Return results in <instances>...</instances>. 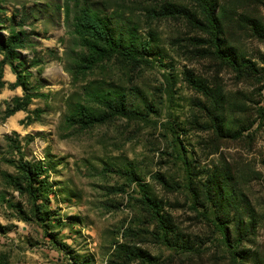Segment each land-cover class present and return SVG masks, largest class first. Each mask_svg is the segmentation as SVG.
I'll return each instance as SVG.
<instances>
[{
    "label": "rangeland",
    "instance_id": "rangeland-1",
    "mask_svg": "<svg viewBox=\"0 0 264 264\" xmlns=\"http://www.w3.org/2000/svg\"><path fill=\"white\" fill-rule=\"evenodd\" d=\"M203 1H0V40H29L2 66L0 264H264V0ZM85 8L135 31L134 59L81 66ZM212 8L236 67L212 54ZM17 73L31 97L7 115ZM5 157L43 166L37 197Z\"/></svg>",
    "mask_w": 264,
    "mask_h": 264
},
{
    "label": "trees",
    "instance_id": "trees-1",
    "mask_svg": "<svg viewBox=\"0 0 264 264\" xmlns=\"http://www.w3.org/2000/svg\"><path fill=\"white\" fill-rule=\"evenodd\" d=\"M2 1V0H0ZM199 5H202V0H195ZM205 1V0H204ZM203 1V2H204ZM177 12H180L184 15H188L191 20H195L200 24L197 18H195L192 14L187 12V9H178ZM82 17L86 19V21L82 20ZM207 21L210 24L211 29V39L213 42V50L212 54L214 56L224 59V61L231 66H238V58L230 53L226 49V47L221 43V39L219 38V33H221V25L218 19V14L214 12V9L207 10ZM79 22L85 24L87 29L96 35L98 40H88L87 42V54L81 60V66L90 68L94 64L98 62L103 56V52L105 49L110 50V53L119 54V56L132 60L137 53L138 49L133 44L136 36L135 31L131 32V36L124 37L122 30H117L115 26L110 24L108 16L104 14H100L99 12H88V9L85 8L84 12L79 14ZM25 31H16L15 29L11 30L10 34L6 36V38L0 40V50L4 52V57L0 61V87L3 85L4 81L1 79L2 76V66L8 60H12L16 55V48L23 47L28 43L27 36L24 35ZM102 42V44H101ZM106 47V48H105ZM113 55V54H110ZM248 66V64H247ZM245 65V67H247ZM20 73H17V79L15 82L10 83V85L21 84L25 93L23 96H18L14 100V104L11 108H8L7 115L13 113L15 110L24 107L29 103L31 95L27 91V86L24 81L21 80ZM119 91V90H118ZM118 93V92H117ZM119 94V93H118ZM123 94V93H122ZM121 94V95H122ZM98 99H107L108 107L113 108L115 113L123 114L125 113V109L127 104H125L123 97L117 96L114 103L110 101L111 99V91L109 92H101L100 97ZM36 111V109L34 110ZM72 118L79 122L83 127L89 126L94 123L96 120V116L91 113L90 109L86 105H79L76 111L71 115ZM76 117V118H74ZM219 129V128H218ZM5 161L13 164L16 169L19 171V174H12L8 171L3 170L2 175L5 179L11 184L17 187H23L21 184V178L26 180V189L32 195L37 197L42 189V181H43V171L44 168L41 164L30 161L28 159H23V157L19 158H4ZM37 181V185L34 182ZM219 187V186H218Z\"/></svg>",
    "mask_w": 264,
    "mask_h": 264
}]
</instances>
